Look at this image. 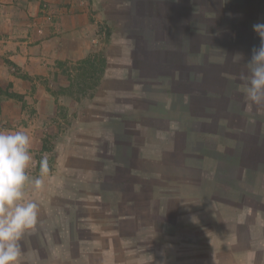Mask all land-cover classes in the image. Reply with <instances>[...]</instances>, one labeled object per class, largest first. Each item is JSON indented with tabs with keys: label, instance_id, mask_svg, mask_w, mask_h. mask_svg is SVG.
Returning <instances> with one entry per match:
<instances>
[{
	"label": "rangeland",
	"instance_id": "374dc122",
	"mask_svg": "<svg viewBox=\"0 0 264 264\" xmlns=\"http://www.w3.org/2000/svg\"><path fill=\"white\" fill-rule=\"evenodd\" d=\"M152 1L148 11L157 9ZM94 7L91 18L99 20L88 53L31 78L26 94L12 84L0 90V131L30 137V180L41 178V158L49 166L41 188H25L39 213L20 241L21 264H264V106L247 100L244 116L220 118L222 136L215 109L179 94L170 71L153 70L157 84H116L111 77L124 74L125 54L115 56L110 41L120 22L102 1ZM240 11L226 9L228 16ZM155 23L152 30H165ZM161 35L158 51L168 44ZM94 56L92 67L86 60ZM40 92L51 98L45 111L36 108ZM202 172L212 175L204 181Z\"/></svg>",
	"mask_w": 264,
	"mask_h": 264
},
{
	"label": "crops",
	"instance_id": "0c3cea01",
	"mask_svg": "<svg viewBox=\"0 0 264 264\" xmlns=\"http://www.w3.org/2000/svg\"><path fill=\"white\" fill-rule=\"evenodd\" d=\"M101 1L121 26L114 28L110 41L115 56L125 54L124 74L111 77L116 84H157L158 75L150 77L154 70L152 76L156 71L157 74L170 71L169 83L179 85V94L183 96L185 86H211L214 90L210 91L221 93L220 97L214 99L216 102L201 103L202 106L210 104L206 109H215L212 115L215 114L216 124L223 128L222 136L227 132V126L219 119L242 116L250 108L240 88L247 86L243 79L248 74L247 63L253 49L261 44L253 26L264 24V0H156L154 11H148L152 7L151 0H0V90L12 84V90L26 94L31 78L55 74L56 64L62 65L63 60L88 53L92 40H96L99 20H95V16L91 18L95 15L92 9ZM234 4L241 5V11L228 16L226 9ZM120 16H124L123 20ZM152 20L161 22L165 30L160 27L152 30L156 26V23L152 25ZM235 21L237 30L232 27ZM118 30L122 33L118 34ZM160 34V39L168 44L158 51L155 45ZM239 37L242 38L235 40ZM148 43H153V49ZM154 48L157 49L155 57L152 55ZM109 66L115 71L122 69L116 62ZM14 68L19 72H14ZM34 97L38 100H35L36 108L42 106L45 111L51 98L41 92ZM21 111L20 108L19 114ZM261 130L258 132L263 133ZM239 131L242 135L251 134L242 128ZM205 155L197 157L202 164L206 162ZM182 167L190 172L194 170L190 165L183 164ZM211 175L202 172L201 177L205 181ZM199 180L203 181L202 178ZM200 181L196 183L204 186Z\"/></svg>",
	"mask_w": 264,
	"mask_h": 264
},
{
	"label": "clouds",
	"instance_id": "9594fccd",
	"mask_svg": "<svg viewBox=\"0 0 264 264\" xmlns=\"http://www.w3.org/2000/svg\"><path fill=\"white\" fill-rule=\"evenodd\" d=\"M253 28L261 44L253 49L247 63L244 93L251 104L260 107L264 106V24ZM32 160L31 140L26 132L0 131V264H21L20 241L38 222V204L25 199V188L29 183L41 188L49 166L47 158H41V178L30 180L28 169Z\"/></svg>",
	"mask_w": 264,
	"mask_h": 264
},
{
	"label": "trees",
	"instance_id": "16d2710c",
	"mask_svg": "<svg viewBox=\"0 0 264 264\" xmlns=\"http://www.w3.org/2000/svg\"><path fill=\"white\" fill-rule=\"evenodd\" d=\"M109 32H108V36L110 35ZM98 61H99V59H98L97 56L89 57L86 60V62L91 64L92 67H95L97 65ZM100 61L103 64V66L106 64V57L104 56L103 51L101 53ZM103 69L104 68H102L101 71H103ZM94 71H97L96 68L94 69ZM184 88H185L186 92H188L189 88H190V92H191V96L190 97H195L198 101H203V102L207 101V100L213 102V100L215 98H218L221 95V93H216V92H213V91L211 92L209 89H206V88H199V87H197V85L189 86V87L185 86ZM214 101H216V100H214Z\"/></svg>",
	"mask_w": 264,
	"mask_h": 264
},
{
	"label": "flooded vegetation",
	"instance_id": "af4514ba",
	"mask_svg": "<svg viewBox=\"0 0 264 264\" xmlns=\"http://www.w3.org/2000/svg\"><path fill=\"white\" fill-rule=\"evenodd\" d=\"M129 132H130V130H129Z\"/></svg>",
	"mask_w": 264,
	"mask_h": 264
}]
</instances>
